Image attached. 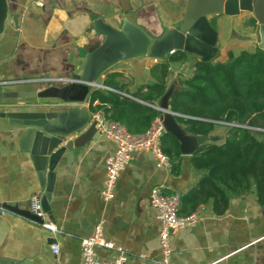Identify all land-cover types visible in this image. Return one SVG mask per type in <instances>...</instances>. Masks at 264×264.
I'll use <instances>...</instances> for the list:
<instances>
[{
  "label": "crops",
  "instance_id": "obj_1",
  "mask_svg": "<svg viewBox=\"0 0 264 264\" xmlns=\"http://www.w3.org/2000/svg\"><path fill=\"white\" fill-rule=\"evenodd\" d=\"M185 2L0 0V80L44 76L55 77L54 83H62L58 78L77 76L84 53L102 40V35L92 29L94 17L118 26L122 13L126 12L149 34L158 35L162 26L174 25L181 19ZM207 17L217 32L216 53L221 61L229 50L235 53L258 46V34L253 28L256 20L254 24L248 23L254 18L251 13L240 11L225 15L216 12ZM227 29L241 30L245 40L233 39L229 44ZM234 48L238 50L233 51ZM193 60L185 56L169 62L164 90L170 85L177 89L179 80L192 74ZM155 63L148 55L118 61L101 73V78L113 74V81L121 88L117 90L141 102L131 94L154 79L156 71L152 67ZM49 82H7L0 84V90L39 89ZM160 96L154 105H158ZM19 100L0 97L1 264H79V239L88 234L99 219L102 220V235L124 250L125 264H161L158 222L155 209L147 200L150 188L162 184L163 191L185 193L200 174L190 164L191 155L203 142H222L228 123L215 121L207 139L198 143L195 134L186 131L176 113L161 111L163 133L175 135L178 156H168L170 166L161 167L154 164L149 151H132L116 179L113 196L104 200L100 194L104 158L113 150V142L94 127L88 129V121L86 126L66 138L64 143L68 147L57 153L50 178L46 175V167L42 176L37 171L25 126L5 112L65 109L73 104L56 106L52 104L56 99L49 98L45 104L33 107L24 106ZM93 100L99 107V101ZM43 194L40 217L56 225V232L2 206L29 209L30 198L37 195L41 203ZM52 243L57 245V253L51 252L49 245ZM170 248L169 264H264V204L256 200L253 191L230 197L226 209L219 215L206 202V208L193 224L173 231ZM95 250L99 257L111 258L117 253L114 248L101 246Z\"/></svg>",
  "mask_w": 264,
  "mask_h": 264
},
{
  "label": "trees",
  "instance_id": "obj_2",
  "mask_svg": "<svg viewBox=\"0 0 264 264\" xmlns=\"http://www.w3.org/2000/svg\"><path fill=\"white\" fill-rule=\"evenodd\" d=\"M248 23L254 24V18ZM185 56L175 49L156 61L152 67L156 71L154 79L131 94L141 102L97 87L88 98L98 100L104 113L129 130L142 131L152 117L159 115L150 104L164 92L169 62ZM110 75L104 77L103 84L120 90ZM168 104L190 133L207 135L215 121L228 123L222 142H203L191 155L190 164L200 174L196 183L181 194L179 213L209 202L219 215L230 197L247 191H253L256 200L264 204V49L229 50L222 61L194 58L192 74L179 80ZM161 147L170 158L179 154L178 141L170 132L162 133Z\"/></svg>",
  "mask_w": 264,
  "mask_h": 264
},
{
  "label": "water",
  "instance_id": "obj_3",
  "mask_svg": "<svg viewBox=\"0 0 264 264\" xmlns=\"http://www.w3.org/2000/svg\"><path fill=\"white\" fill-rule=\"evenodd\" d=\"M240 11L251 13L256 20L257 45L264 49V0H186L181 19L174 25L162 26L158 35L149 34L126 12L122 13L118 26L111 25L99 16L94 17L91 20L92 29L102 35V40L84 53L77 76L58 78L63 82L57 84L50 81L39 89L0 90V97L4 98H54L56 100L52 104L56 106L73 104L65 109L5 112L16 123L25 126L27 135L31 138V153L35 158L37 171L43 176L46 167V175L50 178L57 153L68 147L64 143L66 138L87 125L89 109L83 102L87 100L91 90L103 84L101 73L106 69L118 61L144 55L159 61L175 49L181 50L188 57L210 60L217 50V32L207 14L222 12L225 15H235ZM173 91L174 86L170 85L161 94L158 105H155L160 120L161 111H172L167 103ZM92 127L90 123L87 128ZM194 138L201 143L207 139V135L195 134ZM74 143L72 140V144ZM43 201L44 194L41 196L42 206ZM2 206H8L34 221H42L30 209H21L16 205Z\"/></svg>",
  "mask_w": 264,
  "mask_h": 264
},
{
  "label": "built area",
  "instance_id": "obj_4",
  "mask_svg": "<svg viewBox=\"0 0 264 264\" xmlns=\"http://www.w3.org/2000/svg\"><path fill=\"white\" fill-rule=\"evenodd\" d=\"M56 79L55 77L41 76L0 80V84L16 81H52ZM98 87L118 91L104 84ZM121 93L127 95L124 92ZM150 105L155 107L153 103ZM85 106L89 109L88 121L93 125L94 129L114 144L113 150L104 158V180L100 190V194L104 200H109L113 196L116 179L119 172L128 163L132 151L145 149L151 153L156 166H170L169 157L161 147V135L164 129L158 115L152 117L142 131L134 132L129 130L120 120L104 113L100 107L96 106L94 100L90 101L88 99L85 102ZM162 188V184L153 185L150 188L147 200L149 205L155 209V216L158 222L157 239L159 244V262L161 264H169L171 234L176 229L193 224L206 208V203H199L193 210L181 214L179 213L181 194L176 191L166 192ZM29 209L41 216L42 207L39 196L34 195L30 198ZM41 225L49 231H58L56 225L51 222L41 221ZM97 246L114 248L117 253L111 258L99 257L95 250ZM49 248L53 253H57L58 251L55 243L50 244ZM79 254V264H125V252L122 247L102 235L101 219L93 224L88 234L80 237Z\"/></svg>",
  "mask_w": 264,
  "mask_h": 264
},
{
  "label": "rangeland",
  "instance_id": "obj_5",
  "mask_svg": "<svg viewBox=\"0 0 264 264\" xmlns=\"http://www.w3.org/2000/svg\"><path fill=\"white\" fill-rule=\"evenodd\" d=\"M253 28L256 29V26H254ZM226 34L229 44L233 43V39L245 40V38L241 36V30L235 31V30L227 29ZM237 50H238L237 48L233 49V51H237ZM212 60L214 61L221 60V57L218 53H216L212 57ZM39 82H42V80H40ZM18 99H20L19 101H21L24 104V106L31 105L33 107L41 106L42 104H45L44 102L49 101V98H18Z\"/></svg>",
  "mask_w": 264,
  "mask_h": 264
}]
</instances>
